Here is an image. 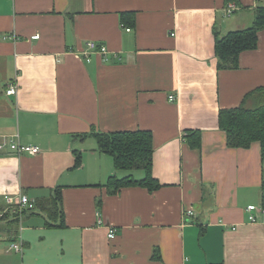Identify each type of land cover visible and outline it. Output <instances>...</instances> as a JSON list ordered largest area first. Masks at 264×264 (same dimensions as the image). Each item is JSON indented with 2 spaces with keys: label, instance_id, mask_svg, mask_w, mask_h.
I'll list each match as a JSON object with an SVG mask.
<instances>
[{
  "label": "crops",
  "instance_id": "0c3cea01",
  "mask_svg": "<svg viewBox=\"0 0 264 264\" xmlns=\"http://www.w3.org/2000/svg\"><path fill=\"white\" fill-rule=\"evenodd\" d=\"M229 3L238 6L231 15ZM260 6L0 0V137L40 148L0 150V208L11 211L7 194L36 203L60 187L63 199V215L27 210L17 230L0 221V264H264V212L251 222L247 211L263 207L261 144L229 147L219 126L222 109L260 102L264 29L237 68L220 69L215 53L216 32L251 27ZM90 40L107 45L106 58L83 57ZM12 83L18 92L9 95ZM140 129L153 133L161 186L109 193L100 185L109 177L146 172L117 169L92 132ZM191 130L202 132L200 149ZM20 240L22 251L10 250Z\"/></svg>",
  "mask_w": 264,
  "mask_h": 264
},
{
  "label": "trees",
  "instance_id": "16d2710c",
  "mask_svg": "<svg viewBox=\"0 0 264 264\" xmlns=\"http://www.w3.org/2000/svg\"><path fill=\"white\" fill-rule=\"evenodd\" d=\"M129 14L131 15L127 12L124 16ZM263 29L264 6H260L256 11V18L251 27L230 31L224 36H220L216 32L215 53L219 59L218 67L220 69L237 68L240 54L243 51L257 49L259 33ZM259 91L260 102L255 107L242 104L239 107L222 109L219 113V126L226 132L229 147L248 148L254 142H260L264 163V88H260ZM92 134L97 138L99 150L113 157L117 169L144 170L146 172V176L142 179H136L132 175L125 177L113 175L109 177L105 184H100L106 186L109 193L115 194L122 187L132 185L144 186L151 191L161 186L159 180L152 173L155 146L151 131L143 129L111 132L93 131ZM188 141L194 148L200 149L202 146V132L200 130L189 131ZM81 164L82 156L78 154L73 167H79ZM62 200V190L58 187L50 197L39 199L36 202V208L46 212L51 217L54 214L63 215ZM4 208L1 207L0 212ZM19 218V212L11 210L6 212L3 217L0 216V221L13 229L16 227ZM15 230H17V227ZM157 257H160V255L157 254Z\"/></svg>",
  "mask_w": 264,
  "mask_h": 264
},
{
  "label": "built area",
  "instance_id": "2783aa9c",
  "mask_svg": "<svg viewBox=\"0 0 264 264\" xmlns=\"http://www.w3.org/2000/svg\"><path fill=\"white\" fill-rule=\"evenodd\" d=\"M238 6L235 3H229L226 7V14L231 15L235 10H237ZM127 31H130V27H126ZM39 35H35L34 38H38ZM92 53L102 54L106 58V54L108 53V47L105 43L90 40L86 43V48L83 52V57L87 60H90ZM18 92V86L15 83H12L7 88V94L14 95ZM174 95L170 96L171 100H174ZM8 150L16 155L22 154H31L35 155L40 152V148L36 145H27L23 144L19 140L10 139L7 136L0 137V150ZM5 201L9 205L10 210H17L20 216L23 212L27 210H32L36 208L35 201L31 200L28 195L26 194H19V195H10L7 194L5 196ZM255 210H260L264 212V207L258 208L256 205H250L247 207V211H249V220L251 222H256L258 217L254 214ZM7 210L0 212V216L3 217ZM186 215H193V210H187L185 212ZM116 236V230L114 228H110L109 237L114 238ZM10 250L14 251H22V242H12L10 245Z\"/></svg>",
  "mask_w": 264,
  "mask_h": 264
}]
</instances>
